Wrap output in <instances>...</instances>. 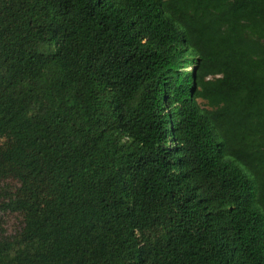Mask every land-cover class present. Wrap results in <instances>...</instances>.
<instances>
[{"label":"trees","instance_id":"1","mask_svg":"<svg viewBox=\"0 0 264 264\" xmlns=\"http://www.w3.org/2000/svg\"><path fill=\"white\" fill-rule=\"evenodd\" d=\"M0 264H264V0H0Z\"/></svg>","mask_w":264,"mask_h":264},{"label":"rangeland","instance_id":"2","mask_svg":"<svg viewBox=\"0 0 264 264\" xmlns=\"http://www.w3.org/2000/svg\"><path fill=\"white\" fill-rule=\"evenodd\" d=\"M187 69H189V68H187ZM15 226H18V222H17V220H15V221H13V222L10 223V225L8 226L9 232H11L12 229H13Z\"/></svg>","mask_w":264,"mask_h":264}]
</instances>
